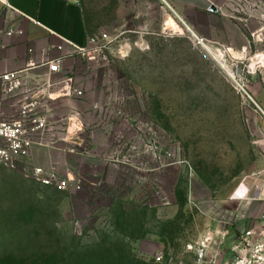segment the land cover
I'll return each instance as SVG.
<instances>
[{"label":"rangeland","instance_id":"obj_1","mask_svg":"<svg viewBox=\"0 0 264 264\" xmlns=\"http://www.w3.org/2000/svg\"><path fill=\"white\" fill-rule=\"evenodd\" d=\"M90 4L115 41L83 61L51 162H0V264H203L190 245L264 231V0L227 7L242 41L203 45L161 0ZM37 168L68 188L38 183Z\"/></svg>","mask_w":264,"mask_h":264},{"label":"crops","instance_id":"obj_2","mask_svg":"<svg viewBox=\"0 0 264 264\" xmlns=\"http://www.w3.org/2000/svg\"><path fill=\"white\" fill-rule=\"evenodd\" d=\"M161 1L186 26L190 25L200 33L201 38H196L228 44L242 41L241 31L226 12L231 0ZM6 2L9 7L0 2V74L18 73L22 86L7 94L0 81V123L17 119L22 109L31 104L37 105L36 112L49 117L50 125L52 122H66L67 116H58L59 111H67L68 106L76 108L80 100L76 95L69 97L58 94L64 81L69 78L73 80L76 90L82 88L76 79L83 69V60L75 56V51L78 47H87L96 33L102 34L99 33L96 9L90 0ZM211 6H215L217 11L212 12ZM10 31L14 34L7 35ZM194 31L193 34L196 33ZM57 58H63L62 70L58 74H51L48 63ZM57 151L59 149L56 147H36L33 155H43L46 162H51L47 157H52ZM263 192L264 189L261 195ZM219 233L210 235L214 243Z\"/></svg>","mask_w":264,"mask_h":264},{"label":"built area","instance_id":"obj_3","mask_svg":"<svg viewBox=\"0 0 264 264\" xmlns=\"http://www.w3.org/2000/svg\"><path fill=\"white\" fill-rule=\"evenodd\" d=\"M0 2L9 7L6 0H0ZM13 34V31L7 32V35ZM196 40L200 45L205 43L203 39L196 38ZM114 41L110 35L105 33L93 36L87 47L76 48L75 56L83 61L95 62ZM219 53L221 57L230 56L232 49H224L223 53L221 51ZM233 59L237 62L243 58L233 55ZM62 64L63 58L50 61L48 63L50 73H60ZM232 78L236 89L252 101L243 81L237 80L235 77ZM0 81L7 94L19 90L22 86V79L18 73L0 74ZM78 92L73 86V80L69 78L64 81L58 96L71 97L77 95ZM36 108V104L25 106L17 119L0 123V162L8 168L15 169L17 160L33 156L36 147H55L56 143L47 139L51 127L49 117L36 112ZM70 121L81 126L78 114L74 115ZM75 128V130L78 129L77 126ZM31 177L46 187L57 186L61 190L68 188V182L53 171L47 172L42 168H37L32 172ZM228 237L229 231L224 230L219 233L218 242L214 243L213 237L209 235L200 240L195 247L190 245L189 249L196 252L200 263L203 264H264V231L250 232L243 237H238L229 246H227ZM226 250L233 252L231 258H227L228 251ZM157 262L161 263L162 258L158 257Z\"/></svg>","mask_w":264,"mask_h":264},{"label":"bare ground","instance_id":"obj_4","mask_svg":"<svg viewBox=\"0 0 264 264\" xmlns=\"http://www.w3.org/2000/svg\"><path fill=\"white\" fill-rule=\"evenodd\" d=\"M167 26H175V23H174V21L173 20H170V22L168 23V25ZM235 54V53H234ZM223 67L225 68V70L229 73V75H233L232 74V71H231V69L228 67V66H226V64L225 65H223ZM233 77V76H232Z\"/></svg>","mask_w":264,"mask_h":264},{"label":"water","instance_id":"obj_5","mask_svg":"<svg viewBox=\"0 0 264 264\" xmlns=\"http://www.w3.org/2000/svg\"><path fill=\"white\" fill-rule=\"evenodd\" d=\"M210 10H211L212 12H216V11H217V9H216L215 6H211Z\"/></svg>","mask_w":264,"mask_h":264},{"label":"trees","instance_id":"obj_6","mask_svg":"<svg viewBox=\"0 0 264 264\" xmlns=\"http://www.w3.org/2000/svg\"><path fill=\"white\" fill-rule=\"evenodd\" d=\"M184 202L182 201V204H183Z\"/></svg>","mask_w":264,"mask_h":264}]
</instances>
